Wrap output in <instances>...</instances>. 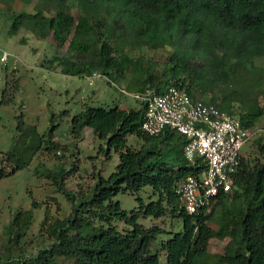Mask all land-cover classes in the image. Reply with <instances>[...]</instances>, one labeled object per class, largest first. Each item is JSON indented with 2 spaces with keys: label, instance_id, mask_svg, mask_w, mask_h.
Returning a JSON list of instances; mask_svg holds the SVG:
<instances>
[{
  "label": "trees",
  "instance_id": "16d2710c",
  "mask_svg": "<svg viewBox=\"0 0 264 264\" xmlns=\"http://www.w3.org/2000/svg\"><path fill=\"white\" fill-rule=\"evenodd\" d=\"M34 13L13 16L9 34L26 28L39 39L51 36L57 49L68 43L70 57L49 62L61 66L64 75L99 74L133 95L146 90L160 95L174 87L194 101L216 105L251 132L264 115L262 109L255 114L235 107L253 89L264 95V67L256 65L264 51V0H37ZM115 44L137 55L118 52ZM91 50L94 58L88 61ZM159 51L161 59L154 62L151 52ZM136 101L138 109L86 106L72 118V136L81 139L90 129L102 142L99 152L107 161L115 154L118 164L107 178L98 174L91 192L77 203L65 193L71 205L68 217L50 222L45 212L41 229L50 239L48 246L29 256L21 248L17 255L7 249L0 264H264L261 140H255L256 150L248 157L241 154L232 192L219 194L209 214L191 215L182 208L177 187L206 165L186 164L182 136L170 131L148 136L142 129L145 105ZM131 138L140 143L138 148L129 143ZM41 176L61 190V169ZM146 187L155 199L145 203L137 197L131 212L114 200ZM37 205L32 200L30 210L18 211L5 226L8 243L19 244ZM147 218L176 221L180 230L138 222ZM214 218L215 231L208 226ZM115 223L126 229L118 230ZM161 236L166 238L157 242ZM212 239H228L222 254L209 253Z\"/></svg>",
  "mask_w": 264,
  "mask_h": 264
},
{
  "label": "rangeland",
  "instance_id": "374dc122",
  "mask_svg": "<svg viewBox=\"0 0 264 264\" xmlns=\"http://www.w3.org/2000/svg\"><path fill=\"white\" fill-rule=\"evenodd\" d=\"M36 3L37 0H0V174H6L0 179V256L7 249L17 255L20 248L23 255L29 256L48 246L50 239L41 229L45 212L50 222L68 217L71 205L65 193L73 195V203H77L91 192L98 174L107 178L118 164L115 154L107 161L99 152L102 142L90 129H85L81 139H75L71 134L72 118L86 106H118L124 110L140 107L122 83H109L107 78H99L89 85L87 78L64 75L61 66L57 63L52 66L49 62L55 56L70 57L68 43L57 49L51 36L39 39L26 28L19 29L15 35L9 34L13 16L34 15ZM77 11L74 9L71 13L76 15ZM115 45L118 52L137 55L122 45ZM93 52L91 50L85 59L92 60ZM161 53L151 52L154 62L161 59ZM258 54L261 56L256 65L264 67V51ZM251 93L243 104H235V107L256 114L259 109L264 110V95L254 94V89ZM20 121L23 123L19 127ZM253 132L241 150L243 156L256 150L255 140L260 139L264 144V115ZM129 143L136 148L140 146V143L135 145L132 138ZM21 165L25 167L17 169ZM60 169L64 172L61 190L53 181L41 176L47 170ZM82 193L84 197L80 196ZM137 197L145 203L155 199L146 187L138 195L119 194L114 200L120 203L122 210L131 212L137 207ZM32 200L40 207L32 209V225L18 245L8 243L5 226L18 211L30 210ZM138 222L165 231L180 230L178 222L171 223L168 219L147 218ZM115 225L118 230L126 229L120 223ZM208 226L215 231L216 218L210 220ZM165 238L158 237L157 242ZM227 242L228 239H212L209 253L222 254ZM161 262H164V255Z\"/></svg>",
  "mask_w": 264,
  "mask_h": 264
},
{
  "label": "built area",
  "instance_id": "2783aa9c",
  "mask_svg": "<svg viewBox=\"0 0 264 264\" xmlns=\"http://www.w3.org/2000/svg\"><path fill=\"white\" fill-rule=\"evenodd\" d=\"M99 78V74L87 77L89 85ZM133 97L145 105L142 129L148 136L174 132L186 141V164L206 165L202 173L180 182L177 194L188 214H209L219 194L232 192L241 150L254 132L243 128L237 118L216 105L194 101L185 91L174 87L160 95L146 90Z\"/></svg>",
  "mask_w": 264,
  "mask_h": 264
}]
</instances>
